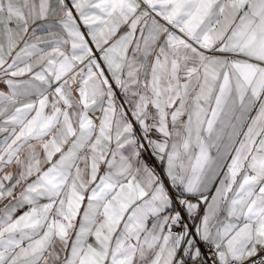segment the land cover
<instances>
[{
  "label": "snow or ice",
  "instance_id": "obj_1",
  "mask_svg": "<svg viewBox=\"0 0 264 264\" xmlns=\"http://www.w3.org/2000/svg\"><path fill=\"white\" fill-rule=\"evenodd\" d=\"M0 264H264V0H0Z\"/></svg>",
  "mask_w": 264,
  "mask_h": 264
}]
</instances>
